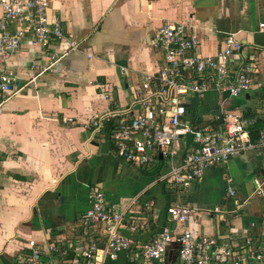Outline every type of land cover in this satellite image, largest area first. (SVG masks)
I'll use <instances>...</instances> for the list:
<instances>
[{"label": "crops", "instance_id": "1", "mask_svg": "<svg viewBox=\"0 0 264 264\" xmlns=\"http://www.w3.org/2000/svg\"><path fill=\"white\" fill-rule=\"evenodd\" d=\"M48 16L60 20L66 36L49 50L60 52L71 42L76 48L32 81L49 54L31 40L0 65L15 74V92L0 114V264H23L30 240L50 264H87L74 246L96 243L103 249L106 241L101 229L83 223L92 188L121 206V232L136 241L150 240L166 226L180 232L168 207L183 202L197 210L187 222L195 234L263 242V196L256 188H264V148L208 166L202 180L183 192L164 176L171 160L180 164L195 145L193 136L175 143L172 158L160 154L137 166L117 155L111 137L117 117L109 114L137 108L134 87L164 63L152 38L172 20L199 35L202 54H215L226 35L235 34L245 59L256 64L251 89L238 96L215 87L203 96L187 95L186 120L194 127H221L225 112H234L264 126V0H51ZM8 27L14 30L16 23ZM93 118H102L101 128L85 126ZM178 247L170 243L162 260H134L132 252L121 251L104 264H172Z\"/></svg>", "mask_w": 264, "mask_h": 264}, {"label": "built area", "instance_id": "2", "mask_svg": "<svg viewBox=\"0 0 264 264\" xmlns=\"http://www.w3.org/2000/svg\"><path fill=\"white\" fill-rule=\"evenodd\" d=\"M51 0H0V65L7 63L26 40H31L48 51V63L35 68L31 81L42 72L52 69L76 44L69 43L60 52L50 51L51 45L66 38L60 20L51 22L48 10ZM15 22L11 30L9 23ZM264 29V22L260 23ZM30 37V38H28ZM153 45L163 50V65L154 74H146L134 87L133 104L117 113L111 137L119 157L137 165L147 166L162 154L171 158L173 146L184 135L191 134L194 146L186 151L178 164L171 160L164 178L170 179L180 191L202 180L205 169L214 164L225 163L246 151L264 148V126L258 127L257 118L240 113L225 112L221 127L210 125L194 127L186 120L187 95L203 96L215 87L235 97L252 87L256 64L245 59L243 42L231 33L224 38L223 47L215 54L199 51L201 39L182 22L165 20L155 31ZM124 70V68H122ZM15 74L4 66L0 69V114L5 103L13 96ZM102 118H93L85 126L91 130L101 128ZM256 126L258 127L256 130ZM256 133V135L254 134ZM2 159L0 157V171ZM235 194L233 187L228 188ZM256 193L263 196L264 188L258 184ZM91 204L83 216V223L101 229L106 241L103 249L96 243L86 245L78 242L73 250L87 259V264H104L108 258H116L121 251L132 252L131 259H164L170 243L177 241L178 261L172 264H246L249 261L264 264V224L261 240L244 236L219 241L210 235H197L187 226L197 214L196 208L183 202L168 207L171 220L182 225L177 232L166 226L150 240L136 241L121 232L124 210L118 204H109L103 190L91 189ZM216 210H218L216 208ZM30 252L23 257V264H50L42 257V251L34 240L29 241ZM52 249L65 253L66 248Z\"/></svg>", "mask_w": 264, "mask_h": 264}]
</instances>
